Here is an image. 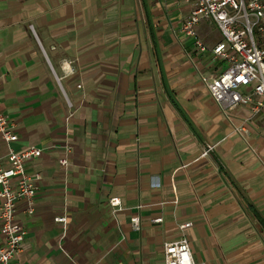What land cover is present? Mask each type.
Listing matches in <instances>:
<instances>
[{"label":"crops","instance_id":"obj_1","mask_svg":"<svg viewBox=\"0 0 264 264\" xmlns=\"http://www.w3.org/2000/svg\"><path fill=\"white\" fill-rule=\"evenodd\" d=\"M196 2L0 0V113L13 149H42L16 264H164L183 234L197 264H264V112L212 99L219 29L198 27L205 52L179 32Z\"/></svg>","mask_w":264,"mask_h":264},{"label":"built area","instance_id":"obj_2","mask_svg":"<svg viewBox=\"0 0 264 264\" xmlns=\"http://www.w3.org/2000/svg\"><path fill=\"white\" fill-rule=\"evenodd\" d=\"M206 21H212L217 26L222 38L211 50L212 61L225 66L220 75L202 77L212 99L230 121L232 113L242 107L249 109L251 117L262 114L264 0H197L194 9L182 21L179 32L193 39L195 47L201 52L207 51V47L198 34V27ZM235 129L244 130L243 127ZM17 141L11 120L0 113V143L7 146L6 156L0 158V264H16L26 236L25 229L16 222V206L18 202L25 201L27 214L33 215L38 191L36 182L39 177L30 175L26 164L36 160L42 149L30 146L18 152L11 146ZM214 148L208 146L202 156H209ZM60 164L66 166L67 161L63 160ZM110 205L119 208L121 203L119 199H111ZM55 221L66 229V217ZM152 222L161 223L162 219ZM191 226V223L184 224L180 229L184 232ZM132 228L141 230L139 216L132 219ZM62 251L65 254V250ZM163 254L164 264H197L185 234L179 241L165 244ZM67 256L70 264H77L71 256Z\"/></svg>","mask_w":264,"mask_h":264},{"label":"rangeland","instance_id":"obj_3","mask_svg":"<svg viewBox=\"0 0 264 264\" xmlns=\"http://www.w3.org/2000/svg\"><path fill=\"white\" fill-rule=\"evenodd\" d=\"M249 117V119H248V121H250L251 123H253L257 118H258V116H255V117H251V115L249 114V116H247V118ZM249 122V123H250ZM233 129H234V132H236V133H238V134H241V132L243 133V131H244V133L246 134V133H248V131H246L245 129L244 130H236L235 128H234V126H233Z\"/></svg>","mask_w":264,"mask_h":264},{"label":"trees","instance_id":"obj_4","mask_svg":"<svg viewBox=\"0 0 264 264\" xmlns=\"http://www.w3.org/2000/svg\"><path fill=\"white\" fill-rule=\"evenodd\" d=\"M221 168H222V167H221ZM222 169H223V168H222ZM252 214H253V216H254V217H256V216H257L255 212H252Z\"/></svg>","mask_w":264,"mask_h":264}]
</instances>
